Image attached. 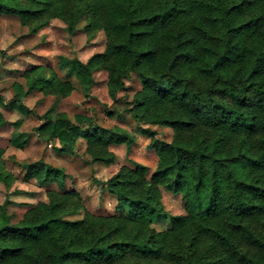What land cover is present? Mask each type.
I'll return each instance as SVG.
<instances>
[{
  "label": "trees",
  "instance_id": "obj_1",
  "mask_svg": "<svg viewBox=\"0 0 264 264\" xmlns=\"http://www.w3.org/2000/svg\"><path fill=\"white\" fill-rule=\"evenodd\" d=\"M0 15L16 17L31 34L57 18L70 35L85 21L88 37H106L104 51L86 62L59 57L61 75L44 66L25 71L24 84L13 83L0 106L27 113L21 102L29 93L67 97L71 78L86 97L97 71L115 99L134 75L142 86L129 109L135 132L157 154L149 175L130 162L102 182L120 208L108 216L84 211L62 168L41 159L25 164L24 180L46 188L47 201L16 223L9 201L0 204V264H264V0H0ZM53 111L33 132L56 141L60 153H74L83 139L90 162L110 165L111 146L129 153L136 142L121 128ZM20 124H12L10 139L17 149L28 137ZM146 126L170 129V141ZM2 155L7 187L12 175ZM161 189L181 195L184 215L164 210ZM163 219L167 228L156 231Z\"/></svg>",
  "mask_w": 264,
  "mask_h": 264
},
{
  "label": "rangeland",
  "instance_id": "obj_2",
  "mask_svg": "<svg viewBox=\"0 0 264 264\" xmlns=\"http://www.w3.org/2000/svg\"><path fill=\"white\" fill-rule=\"evenodd\" d=\"M81 21L74 34H68L64 23L54 18L36 34L28 28L21 27L16 17L0 15V97L8 102L13 96V83L24 84L22 74L35 67L44 66L56 71L59 57L76 58L86 62L90 56L102 53L106 45L104 32L98 31L88 37L82 28ZM75 89L63 98L46 96L39 91L29 93L21 102L27 113L11 110L0 106V116L5 121L0 128V149L3 150L1 162L5 171L12 175L6 187L0 183V204L9 201L7 213L11 223L18 222L22 216L39 202H46V188L36 182L24 180V165L36 160L62 168L66 177L65 188L77 192L82 201L83 209L94 216H108L118 213L115 199L102 189V182L116 173L123 166H131L130 162L138 163L147 168L148 175L155 169L157 154L155 150L146 148L148 139L137 135V127L129 109L132 97L142 86L134 75L124 81V89L111 99L107 92V75L104 71L94 73V85L88 96H84L74 78L70 79ZM53 115L66 114L71 120L76 115L90 117L94 123L104 128H121L136 136V142L129 153L124 145L110 147L115 160L110 165L90 162L85 153V141L79 139L72 154L57 151L56 141L44 143L36 137L33 128L40 125L43 115L50 107ZM20 121L19 132L26 133L27 143L22 149L10 144L13 123ZM143 127V126H142ZM154 130L161 140L169 142L172 136L170 129L158 126H146ZM50 188L56 189L55 185ZM162 205L169 215H184V203L181 195H174L161 189ZM125 213L127 207H123ZM83 211L71 219L81 218ZM168 219L153 224L156 231L167 228Z\"/></svg>",
  "mask_w": 264,
  "mask_h": 264
}]
</instances>
